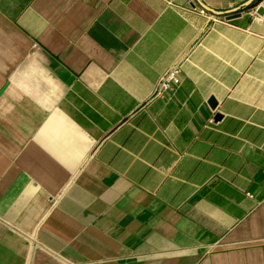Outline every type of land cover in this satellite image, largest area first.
I'll list each match as a JSON object with an SVG mask.
<instances>
[{
  "label": "crops",
  "instance_id": "0c3cea01",
  "mask_svg": "<svg viewBox=\"0 0 264 264\" xmlns=\"http://www.w3.org/2000/svg\"><path fill=\"white\" fill-rule=\"evenodd\" d=\"M259 8L0 0V264H264Z\"/></svg>",
  "mask_w": 264,
  "mask_h": 264
},
{
  "label": "built area",
  "instance_id": "2783aa9c",
  "mask_svg": "<svg viewBox=\"0 0 264 264\" xmlns=\"http://www.w3.org/2000/svg\"><path fill=\"white\" fill-rule=\"evenodd\" d=\"M202 14H205L204 11H201ZM180 69L175 67L167 72L160 80L157 89H156V96L164 97L171 95L177 89L180 84Z\"/></svg>",
  "mask_w": 264,
  "mask_h": 264
},
{
  "label": "water",
  "instance_id": "95a60500",
  "mask_svg": "<svg viewBox=\"0 0 264 264\" xmlns=\"http://www.w3.org/2000/svg\"><path fill=\"white\" fill-rule=\"evenodd\" d=\"M263 13H264V9H263V8H259L258 11H257V14L261 15V14H263ZM238 16H239V14L230 15L227 19H228V20H230V19H234V18H236V17H238ZM209 104H210V106H211L212 108H215L217 103H216V101L212 98V99H210ZM220 118H221L220 115H216V117H215L216 120H219Z\"/></svg>",
  "mask_w": 264,
  "mask_h": 264
}]
</instances>
